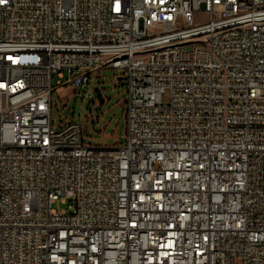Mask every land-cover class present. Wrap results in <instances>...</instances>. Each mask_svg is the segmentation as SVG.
Returning <instances> with one entry per match:
<instances>
[{"label": "built area", "instance_id": "1", "mask_svg": "<svg viewBox=\"0 0 264 264\" xmlns=\"http://www.w3.org/2000/svg\"><path fill=\"white\" fill-rule=\"evenodd\" d=\"M103 69L124 144L54 125ZM0 264H264V0H0Z\"/></svg>", "mask_w": 264, "mask_h": 264}, {"label": "rangeland", "instance_id": "2", "mask_svg": "<svg viewBox=\"0 0 264 264\" xmlns=\"http://www.w3.org/2000/svg\"><path fill=\"white\" fill-rule=\"evenodd\" d=\"M206 18L205 13L198 19ZM124 74L123 69H103L90 74L86 88L81 83L58 85L59 77H53L56 87L52 97V117L56 129L65 124L76 122L83 128L84 141L92 145L111 146L124 144L126 138L127 87L121 85L118 77ZM67 75L63 79L65 82ZM170 99L167 92L163 100ZM61 212L67 208L61 200L53 204Z\"/></svg>", "mask_w": 264, "mask_h": 264}, {"label": "water", "instance_id": "3", "mask_svg": "<svg viewBox=\"0 0 264 264\" xmlns=\"http://www.w3.org/2000/svg\"><path fill=\"white\" fill-rule=\"evenodd\" d=\"M118 81L121 82V85H124V81L122 80V77H118Z\"/></svg>", "mask_w": 264, "mask_h": 264}]
</instances>
